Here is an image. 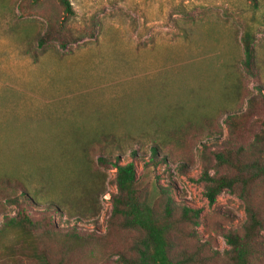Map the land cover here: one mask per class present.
Listing matches in <instances>:
<instances>
[{
	"label": "rangeland",
	"instance_id": "obj_1",
	"mask_svg": "<svg viewBox=\"0 0 264 264\" xmlns=\"http://www.w3.org/2000/svg\"><path fill=\"white\" fill-rule=\"evenodd\" d=\"M14 1L25 7L17 10ZM28 3L0 2V228L25 208L39 227L38 249L52 262L122 264L120 255H135L140 233L121 230L111 217L115 169L96 162L118 158L134 164L135 187L157 210L162 189L178 208L201 210L197 226L184 224L172 234L175 252L202 248L207 264H227L223 233L242 231L245 204L226 190L208 205L200 177L214 173L215 152L247 144L264 130L258 94L264 91V0H171L151 25L141 20L138 3L124 0H69L71 14L58 0ZM49 12L51 26L39 17ZM246 32L253 74L244 66ZM104 51L115 65L96 62ZM250 98L260 104L248 130L231 132L226 116L246 113ZM201 117L212 119L208 130L167 142L170 130ZM99 136L111 142L89 152L86 176H105L104 192L88 209L82 200L62 202L64 180L81 177L80 148ZM72 233L82 246L70 248ZM15 264L39 263L18 257Z\"/></svg>",
	"mask_w": 264,
	"mask_h": 264
},
{
	"label": "trees",
	"instance_id": "obj_2",
	"mask_svg": "<svg viewBox=\"0 0 264 264\" xmlns=\"http://www.w3.org/2000/svg\"><path fill=\"white\" fill-rule=\"evenodd\" d=\"M3 1L10 4V0H1L0 2ZM41 1L31 0L28 5L35 6ZM58 3L64 13H72L69 0H58ZM14 5L17 10L18 7H25L21 2L15 4L14 1ZM54 15L49 12L39 17L43 20L46 19L48 25L51 26L55 21ZM21 29L34 31V27L31 31L26 25ZM244 37V66L249 74H253V49L250 43V33L246 32ZM27 53L29 54V52ZM31 58L35 61L37 55L32 53ZM258 89L262 101L264 91L261 88ZM259 104V99L250 98L246 113L227 115L225 121L231 132L247 131L248 119L254 114L253 111ZM181 124L168 132L167 142L171 144L182 142L188 135L205 132L212 126V119L208 117H201L198 120L187 119L185 123ZM252 136V140L247 144L215 152L214 173L209 174L207 170H204L200 177L204 182V196L208 205H213L217 196L226 190L236 194L245 204L246 219L242 231L229 230L223 233L225 243L229 247L225 252L227 264H254L255 261L264 258V236L260 234L264 230V190L259 188V184L264 182V130L259 133L253 132ZM113 140L115 141L114 137ZM107 142H111L108 136H99L93 143L80 148L84 159L82 167L76 172L81 177L85 176L86 180H82L81 177L65 179V182H62L63 194L65 193L61 199L62 202L72 204L82 200L84 208H87L96 195L104 192L105 176L101 177L97 172L86 176V173L90 172L89 152L94 149L93 147ZM157 151V146L151 147L152 159L156 157ZM96 162L99 166L110 165L115 169L116 193L112 194L110 198L111 217L119 219L118 227L121 230H136L140 233L133 246L135 255L133 257L120 255L119 260L122 264H207L209 258L202 254V248L191 252L185 250L175 252L172 239V234L180 226L184 224L198 225L200 209H192L187 206L178 208L170 197L168 189H162L160 193L163 196V205L162 210L159 211L139 195L135 187L136 175L133 163L122 165L118 158L115 161H110L102 156H98ZM217 168H221L223 172L219 173ZM21 194L26 197L24 191H21ZM83 206L80 207L83 208ZM38 228L37 223L26 213L25 208L19 209L17 215L7 220L0 228L1 261L6 260V262L15 264L18 257H25L35 259L39 264H63V259L52 262L44 252L39 251L37 242L39 235L36 234ZM47 233L51 234L53 230H48ZM70 236L76 239L70 248L76 246V243L79 246L83 245L76 233H72Z\"/></svg>",
	"mask_w": 264,
	"mask_h": 264
},
{
	"label": "crops",
	"instance_id": "obj_3",
	"mask_svg": "<svg viewBox=\"0 0 264 264\" xmlns=\"http://www.w3.org/2000/svg\"><path fill=\"white\" fill-rule=\"evenodd\" d=\"M124 1L133 4L138 3L140 5L143 14L141 20H144L147 25L156 23L158 19H160V17L166 11L167 6L171 4V0H124ZM106 52L104 51L103 55L98 59H96V62L99 65H115L116 64L115 59H112V57L109 56ZM116 59L118 60V58ZM119 59L121 62V58Z\"/></svg>",
	"mask_w": 264,
	"mask_h": 264
}]
</instances>
